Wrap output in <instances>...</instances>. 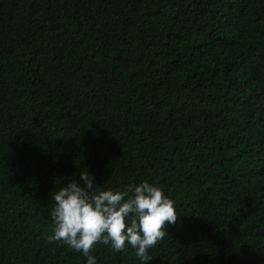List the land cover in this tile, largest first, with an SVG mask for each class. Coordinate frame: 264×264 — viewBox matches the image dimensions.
<instances>
[{"label":"trees","instance_id":"1","mask_svg":"<svg viewBox=\"0 0 264 264\" xmlns=\"http://www.w3.org/2000/svg\"><path fill=\"white\" fill-rule=\"evenodd\" d=\"M84 170L174 202L146 264H264V0H0V264H86L47 239Z\"/></svg>","mask_w":264,"mask_h":264},{"label":"clouds","instance_id":"2","mask_svg":"<svg viewBox=\"0 0 264 264\" xmlns=\"http://www.w3.org/2000/svg\"><path fill=\"white\" fill-rule=\"evenodd\" d=\"M80 178L83 186L73 180L52 196L54 224L48 241H62L82 253L86 264H96L90 253L98 242L115 252L128 246L141 264L150 261L149 250L167 235L166 223L175 224L178 219L174 202L147 181L114 192L101 191L87 170Z\"/></svg>","mask_w":264,"mask_h":264}]
</instances>
